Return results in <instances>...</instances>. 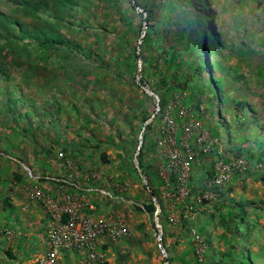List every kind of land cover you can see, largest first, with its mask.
Wrapping results in <instances>:
<instances>
[{
  "label": "rangeland",
  "instance_id": "1",
  "mask_svg": "<svg viewBox=\"0 0 264 264\" xmlns=\"http://www.w3.org/2000/svg\"><path fill=\"white\" fill-rule=\"evenodd\" d=\"M23 1L35 5L39 0H0V15L42 27L48 37L60 35L82 47H41L31 38L13 39V45L5 46L8 34L0 28V63L14 80L11 94L3 92L4 81L0 84V172L5 174L0 182L14 168L23 173L35 171L32 164L39 159L34 157V143L51 146V159L60 165L61 153L78 142L75 131L80 125L82 140L86 134L93 135L95 144L89 145L97 143L99 148L92 153L90 146L85 147L89 150L76 153L80 164L72 166L71 155H66L67 167L89 169L90 185L104 187L115 198L131 203L124 207L114 199L117 206L111 210L113 220L124 219L134 236L144 221L139 205L146 197L151 200L137 160L138 148L145 144L146 163L165 179L173 173L177 180L176 192L160 188L166 214L157 216L160 208L155 202V217L148 221L156 232L154 249L160 264L184 260L190 264H264V0H207L215 10L209 22L214 24L217 40L209 41L213 44L206 60L210 76L221 82L225 97L218 104L209 101L206 91L207 104L202 109L214 111L206 113L207 120L197 119L183 102L209 78L207 73H196V57L191 52L203 37L189 0H139L148 5L149 13L135 7L133 0H45L50 7L39 10ZM148 34L151 39L143 41ZM173 49L179 50L178 67L169 63ZM159 70L169 81L177 73L187 84L183 88L171 82L164 110L152 89L161 77ZM141 78L146 79L144 85ZM220 108L222 119L218 120ZM224 119L227 125L219 124ZM32 132L37 139H32ZM104 152L109 161L104 160ZM123 158L127 171L121 169ZM239 159L244 169L236 163ZM230 163V179L214 186L219 168ZM49 176L61 178L59 169L50 168ZM182 176L187 187L182 185ZM182 211L192 216L187 222L189 231L182 226ZM194 229L206 238L203 262L196 255ZM217 230L240 235L233 238L240 239L241 245L230 250L231 255L216 251L212 235ZM163 233L165 254L157 239ZM128 238L122 237L126 243L134 241ZM181 245L190 248L187 256L180 257Z\"/></svg>",
  "mask_w": 264,
  "mask_h": 264
},
{
  "label": "crops",
  "instance_id": "2",
  "mask_svg": "<svg viewBox=\"0 0 264 264\" xmlns=\"http://www.w3.org/2000/svg\"><path fill=\"white\" fill-rule=\"evenodd\" d=\"M26 130L28 131V129ZM75 134L78 142H73L74 146L71 149L65 148L69 150L66 153H61L62 158L71 155L73 161H71V165L68 164L69 166H72L73 163L75 165L77 162L80 164L76 153L82 154L84 149L89 150V148H85L90 146L89 143L95 144V136L90 134H86L84 136L86 139L82 140L80 125L76 127ZM32 139H37V134L32 132ZM18 146L20 145L18 144ZM97 148H99L97 143L96 146H90L92 153L97 152ZM32 150L35 153L34 157L37 156L39 159L38 163L32 162L35 171L32 172L30 169L23 173L14 168V170H10L11 176L3 179L6 180L4 183L0 182V264H34L48 250L47 235L50 216L41 201L30 199L23 191L27 184L42 189L57 200L71 197L73 201L82 202L84 208L81 213L90 218L104 217L110 221L114 219L111 208L117 205L104 195L106 188L90 185V180L86 177V174L90 172L89 169L72 171L67 167L66 158L63 159L64 162L60 161V165L55 166L51 159L53 153L51 146L42 147L41 144L34 143ZM22 151L24 156L28 155L24 149ZM121 162V169L127 171L125 158ZM10 167L8 166V168ZM50 168L54 171L59 169L61 178L49 176ZM4 175V172H0V177ZM115 199L118 200L117 203L120 201L124 207L131 204L123 197ZM147 200L146 197L138 208L142 212L141 216L144 217V221L140 222L134 236H132L133 230L130 231L128 239L132 240L134 237V241L126 243L122 238L117 241H110L106 237L102 238V247L108 252V264H160L154 249L156 232L148 224L150 214L146 210V206L149 204ZM185 216L188 217V220L192 217L187 214ZM207 220H210L209 216ZM5 229H12L14 235L8 237L4 234ZM167 236L170 237L172 234H167ZM235 236L240 237V235L234 234V231L217 230L212 235L216 251L225 253L232 249L236 250V245H241V241L240 239L234 240ZM179 251L180 257H183L184 254L189 253L190 248H187V245H181ZM82 259L81 253L68 250L61 253L59 264H83ZM180 264H184V262Z\"/></svg>",
  "mask_w": 264,
  "mask_h": 264
},
{
  "label": "trees",
  "instance_id": "3",
  "mask_svg": "<svg viewBox=\"0 0 264 264\" xmlns=\"http://www.w3.org/2000/svg\"><path fill=\"white\" fill-rule=\"evenodd\" d=\"M133 2L135 7L142 8L144 12L147 13L152 12L151 9L148 8L147 4H139L140 3L139 0H133ZM189 2L193 4L194 7L193 16L195 21L199 24L198 27H200V30L202 31L201 36L203 37L202 40L196 41L195 48L191 52L194 55V57H196V73H199L200 75L202 73H207L209 75L208 76L209 78L207 83H204L202 88H200L196 92L195 91L191 92L189 96L184 98L183 102L189 110L193 111V115L197 119L207 120L206 113L208 112L209 114L212 115L214 111L210 109L208 110V108L202 109V106L207 104V101L203 99L206 91L210 93L209 101H216L218 104H220L225 100L224 90L222 88L221 82L215 79L213 75L210 76L209 74L211 72L210 61L206 60V55L210 54L211 52L210 48L211 45L213 44L209 41L217 40V33L213 26L214 24L212 22H209L210 20H212V18H214L213 16L215 14V10L209 6L207 0H189ZM23 4L27 6L32 5V7L35 10H39L41 7H50V5L45 0H39L38 4L35 5L30 3V1H23ZM147 21H150V18H147ZM49 26L50 25H48V27ZM0 28L6 29V32L8 34L7 36L8 40L6 41L5 46L13 45L14 44L13 39H16L21 42H25L27 38H31L34 39V41L41 47H52L54 49H57L59 46L69 47L71 49L82 47L80 43L63 38L60 35L57 37H48L46 35L48 31L44 30L42 27H36V26L30 27L22 20L12 18V16H7L4 14L0 15ZM50 28L54 29L53 27ZM35 29H37V33L34 32ZM198 34L199 32H197V35ZM150 39L151 36L148 34L142 40L147 41ZM178 52L179 50L173 49L171 52V56L169 57V63H171L172 66L175 67L179 66ZM158 72H160L159 74L161 77L159 78L156 85L152 87V89L156 92V94H158L160 108L164 110L168 108L169 100L166 96L173 88V84L183 88L187 87V84L185 82L182 83L180 81V77L177 73L173 74V80H172L173 84H172L171 83L172 81H169L167 77L161 73L160 70ZM0 79H1L0 84L1 81H4L6 85V87L3 89V92L5 91V93L11 94V86L14 80L3 66V63H0ZM140 83L144 85V83H146V79L141 78ZM11 101L16 104V100H11ZM216 113H217L216 118L218 120H221L222 119L221 108ZM219 124L227 125V121L224 119L223 121H220ZM219 124L214 129V133L216 136L218 135V129L220 127ZM179 128H180V132H183L182 124H180ZM177 142L178 144H180L181 139L178 138ZM144 147L145 144L142 145L137 160H138V166L141 169L142 174L147 178L146 188L149 190L151 195V200L149 204L146 206V210L153 219L155 217V212L157 211L158 208L155 204V202H157L160 208V212L158 213L157 216L162 218V215H165L167 210H166L165 200L163 199L164 192L160 188L162 186H167L168 189H171L173 192H176L177 180L175 174L173 173L170 174L168 179H165L158 171L157 172L155 171L156 168L154 167V165L146 163L145 155H144ZM102 156L105 161H109V157L105 152L102 154ZM62 159H65V157H63ZM208 174L210 176H213L214 175L213 170L208 171ZM18 179L19 180L21 179L20 176L18 177ZM181 214H182L181 215L182 226L184 228L186 227L184 229L185 231H189V228L187 227L188 225L187 222L189 221L188 217L185 216L183 211L181 212ZM165 243H166V234L163 233L162 244L165 246ZM190 245H191L190 246L191 249L193 250L192 244ZM224 254L229 256L231 255V252H225ZM187 255L188 254L186 253L185 256ZM195 261L198 262L197 260ZM183 262L184 264H190L186 260H184ZM251 263L254 264L253 261H251ZM199 264H203V263H199Z\"/></svg>",
  "mask_w": 264,
  "mask_h": 264
},
{
  "label": "built area",
  "instance_id": "4",
  "mask_svg": "<svg viewBox=\"0 0 264 264\" xmlns=\"http://www.w3.org/2000/svg\"><path fill=\"white\" fill-rule=\"evenodd\" d=\"M236 163L242 169L246 167L242 159H239ZM232 165L230 163L219 168L212 180L214 186H222L230 179L233 169ZM181 179L182 185L187 187L188 181L186 178L182 176ZM23 191L31 199L41 201L50 216L47 235L48 250L34 264H59L61 253L68 250L81 253L83 255V264H108V252L102 247V238L106 237L110 241H117L124 236L130 235L128 225L124 219L110 221L104 217L90 218L81 213L84 204L79 201H73L71 197L57 200L42 189L33 186H24ZM104 195L111 200L115 199L111 191L104 190ZM192 208L193 206H191ZM4 234L11 237L14 235V231L5 229ZM160 238L161 235L157 238L159 246L165 254L166 249L162 245ZM192 239L195 243L196 255L199 261L203 262V257L207 250L206 238L194 229L192 231ZM167 262L166 264H168Z\"/></svg>",
  "mask_w": 264,
  "mask_h": 264
},
{
  "label": "water",
  "instance_id": "5",
  "mask_svg": "<svg viewBox=\"0 0 264 264\" xmlns=\"http://www.w3.org/2000/svg\"><path fill=\"white\" fill-rule=\"evenodd\" d=\"M141 149V146L138 148V150H140ZM160 240L162 241V237L160 238Z\"/></svg>",
  "mask_w": 264,
  "mask_h": 264
}]
</instances>
